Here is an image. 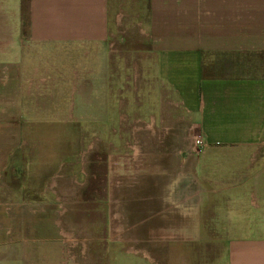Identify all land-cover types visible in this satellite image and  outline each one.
<instances>
[{"label": "crops", "instance_id": "crops-1", "mask_svg": "<svg viewBox=\"0 0 264 264\" xmlns=\"http://www.w3.org/2000/svg\"><path fill=\"white\" fill-rule=\"evenodd\" d=\"M12 19L9 24L3 16L0 27V58H5L0 65L8 64V72L0 71V199L41 191L33 176L45 171L43 185L57 182L60 193L61 179L82 173L86 180L84 171L74 173L72 163V169L60 165L65 173L54 175V165L40 160L39 169L21 176V159H14L30 133L23 120L33 96L58 85L46 68L37 75L30 56L43 49L112 54L107 45L115 7L112 0H17ZM143 29L141 46L123 49L110 78L123 79L131 68L129 80L139 75L134 84L126 83L133 116L123 115L126 121L109 129L113 139L102 191L109 199L110 232L115 241H125V235L134 240L139 218V228L161 232L178 248L205 243L207 258L213 260L218 243L210 217L228 216L227 208L235 207L234 214L246 223L224 222L227 247L220 264H264V188L251 169L254 155L264 149V0H148ZM37 78L42 89L35 94L30 88ZM133 118L144 141L138 158L130 159L125 141ZM191 134L205 141L198 153L190 151ZM95 162L92 169L103 166ZM247 202L255 213L244 212Z\"/></svg>", "mask_w": 264, "mask_h": 264}, {"label": "rangeland", "instance_id": "rangeland-1", "mask_svg": "<svg viewBox=\"0 0 264 264\" xmlns=\"http://www.w3.org/2000/svg\"><path fill=\"white\" fill-rule=\"evenodd\" d=\"M112 2L116 19L115 26L114 23L111 26L107 45L112 54L107 55L106 51H102L95 55L91 51L80 50L71 54L66 49L50 53L49 49H43L40 52L33 50L34 55L30 56L29 62L39 69L37 75L44 74L46 68L49 70L46 72L48 77L53 75L58 85L42 89V82L37 78L34 80L35 87L30 88L35 94L42 90L33 96V103L27 108L29 112L25 113L23 122L30 128V133L24 135L27 142L14 152V159H21L18 172L26 176L29 171L39 169L38 162L43 160L53 164V174L58 175L65 173L60 165L72 169L70 165L73 163L74 173L82 169L87 179L82 173L74 178L61 179L64 192L60 189L59 193L57 182L43 185L47 174L45 171L33 176V184L42 187L41 191L36 189L34 194L25 198L0 199V264H79L81 261H84L83 264H220L227 247L224 222L246 223L240 214H234L235 207L227 208V212L230 211L228 216L221 214L215 221L210 217L216 228V231L213 230L214 241L218 243L213 260L207 258L205 243H185L178 248L165 241L161 232L139 228V218L135 220L137 229L133 231L134 240L129 241L131 237L125 235V241L114 240L108 246L101 240L111 235L107 208L109 199L106 192L102 191L106 187L107 177V163L104 161H107L108 146L110 139H113L109 129L118 120L123 124L126 121L123 115L133 116L129 102L133 94L128 91L126 83L130 81L134 84L139 75L129 80L134 74L131 68L126 71L129 77L125 74L123 79L110 78L114 75L116 62L125 55L123 49L141 46L140 38L145 36L143 27L148 18V0ZM16 5L17 0H0V27L3 16L9 19V24L14 21L12 15ZM116 51L118 55L114 53ZM3 59L0 58V61ZM54 64L58 68H54ZM7 67L8 64L3 63L0 71L3 68L8 72ZM73 67L77 72L74 77L71 71ZM133 120V131L125 141V155L130 159L138 158L141 154L140 143L144 141V136L137 133L139 127L135 123L139 124V120ZM182 137L180 135L178 138L180 144ZM184 137L187 142V136ZM127 145H133L134 148ZM254 157L251 169L258 174L259 186L264 188V149L261 148ZM97 160L103 166L92 169L98 163L95 162ZM28 161L35 164H27ZM134 171L139 175L140 166L135 167ZM68 174L72 175L73 172ZM101 175L103 179L98 177ZM81 182H84L82 186L79 185ZM45 187L48 191L43 190ZM52 190L56 193H51ZM256 199L262 203L259 194H256ZM244 212L255 213L256 207L247 202ZM13 216L16 218L12 222ZM62 223L66 225L67 231H61ZM257 226L263 225L258 221ZM235 233L246 232H231ZM91 237L95 240H89ZM80 238H85L82 244L77 243Z\"/></svg>", "mask_w": 264, "mask_h": 264}, {"label": "built area", "instance_id": "built-area-1", "mask_svg": "<svg viewBox=\"0 0 264 264\" xmlns=\"http://www.w3.org/2000/svg\"><path fill=\"white\" fill-rule=\"evenodd\" d=\"M190 151L193 153H198L204 146L205 141L200 134H191L188 136ZM129 148H134L133 145H127ZM133 151V149H131Z\"/></svg>", "mask_w": 264, "mask_h": 264}, {"label": "flooded vegetation", "instance_id": "flooded-vegetation-1", "mask_svg": "<svg viewBox=\"0 0 264 264\" xmlns=\"http://www.w3.org/2000/svg\"><path fill=\"white\" fill-rule=\"evenodd\" d=\"M83 184H84V182H81L79 185L82 186ZM15 218L16 217L13 216L12 222L15 220ZM60 227H61L62 232H63V229L65 231H67V229H66L67 227H66V225H64V223H62V225ZM83 239H85V238H80V240L77 241V243L82 244ZM89 240H95V239L91 237V238H89ZM101 240H103L105 242V244L108 246L109 242H113L115 240V235L111 233V235L109 234L108 237H103ZM64 242H65V240H64ZM77 247H79V246L77 245ZM87 250H88V245H87ZM82 258L85 259L86 257L82 256ZM83 263H84V261H81L79 264H83Z\"/></svg>", "mask_w": 264, "mask_h": 264}]
</instances>
